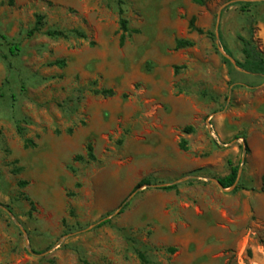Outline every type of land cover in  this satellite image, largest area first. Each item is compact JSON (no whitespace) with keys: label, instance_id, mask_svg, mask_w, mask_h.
Instances as JSON below:
<instances>
[{"label":"rangeland","instance_id":"rangeland-1","mask_svg":"<svg viewBox=\"0 0 264 264\" xmlns=\"http://www.w3.org/2000/svg\"><path fill=\"white\" fill-rule=\"evenodd\" d=\"M250 16L264 52V0H0V264H264V77L236 63ZM230 163L236 191L214 181Z\"/></svg>","mask_w":264,"mask_h":264},{"label":"trees","instance_id":"trees-1","mask_svg":"<svg viewBox=\"0 0 264 264\" xmlns=\"http://www.w3.org/2000/svg\"><path fill=\"white\" fill-rule=\"evenodd\" d=\"M117 1L118 3H120V0H117ZM193 1L198 5H203L205 3V0H193ZM248 4H252V3H244V6H248ZM242 11H245V10H242ZM118 23H119V31H120L119 43L122 45L125 42V39L129 35V33L134 32V31L129 30L128 21L125 17H123L122 9L120 8H119V22ZM248 24H249V27L254 24V20L252 16L248 18ZM42 25H43V16L36 15L34 25L29 30L28 34L31 35L34 32L39 31ZM189 28L199 33H203V30L201 28H197L195 26V18H191L189 22ZM46 34L50 37L66 36V33L61 30H49V31H46ZM79 35H81L82 37L84 36L82 33ZM237 38L241 43V52L243 55V61L242 62L236 61L237 65L252 74H255L260 77H264V52L260 49L258 41L255 40L253 37L252 27L249 28V37L238 35ZM193 44H194L193 41L188 40V39L180 38L175 41L176 48L190 47ZM13 49H17L16 46H14ZM226 52L230 54L227 50ZM222 59L224 60L225 63L229 64V66H232L230 61L227 58L222 57ZM53 64L64 66L65 62L64 60H57ZM92 91L95 94H101L103 96H111L114 93L111 89H100V90L93 89ZM184 131L191 132L192 129L191 127H186ZM186 143H187L186 140L182 139L179 144L180 148L183 150H186L187 149ZM87 151H88L87 153L88 157L90 159H93L92 145L90 143L87 145ZM238 174H239V166L232 165L230 163L229 173L223 177H219L218 180L224 188H229L235 183V191H236L240 189L241 187L240 183H237ZM151 183L152 181L148 178L141 179L140 181L137 182V184L135 185L132 191L135 192L140 187L149 185ZM177 187H178V184L172 183V184L162 186L160 187V189L164 191H170V190H175ZM261 189H264V183ZM127 205H128L127 203H123L121 205V209L119 213L123 212L125 208L127 207ZM108 222H109V219L101 221L98 225L101 226ZM136 254L142 264L149 263L146 255L143 252L137 250Z\"/></svg>","mask_w":264,"mask_h":264},{"label":"water","instance_id":"water-1","mask_svg":"<svg viewBox=\"0 0 264 264\" xmlns=\"http://www.w3.org/2000/svg\"><path fill=\"white\" fill-rule=\"evenodd\" d=\"M218 24H219V17L217 18V22H216V36H217V38L219 37V32H218ZM222 52V54L225 56V57H227L233 64H235V61L231 58V57H229L227 54H225L223 51H221ZM236 65V64H235ZM239 173H240V171H239ZM238 178H239V174H238ZM237 178V179H238ZM215 181V183L220 187V188H222V189H226V188H224L222 185H221V183L219 182V180L218 179H215L214 180ZM165 185H167V184H161L160 186H165ZM235 187V183L231 186V187H229L228 189H233Z\"/></svg>","mask_w":264,"mask_h":264}]
</instances>
